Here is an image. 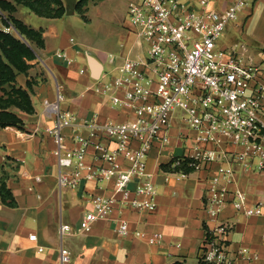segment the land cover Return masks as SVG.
Wrapping results in <instances>:
<instances>
[{"label":"crops","instance_id":"1","mask_svg":"<svg viewBox=\"0 0 264 264\" xmlns=\"http://www.w3.org/2000/svg\"><path fill=\"white\" fill-rule=\"evenodd\" d=\"M62 1L66 9L72 0ZM78 1L75 0L76 7ZM102 1L89 0L83 15L75 7L72 15L47 18L22 5L14 13L26 25L42 29L44 44L37 48L28 74L17 77L18 85L24 88L28 81L33 82L34 113L16 110L23 126L0 127V185L3 183L9 192L5 201L0 193V264H62L63 249L70 256L65 264H200L199 250L205 230L220 223L231 226L227 237L231 254L246 247L256 255L252 259L235 258L234 264H264V208L260 216H246L228 205L220 215L212 217L204 206L209 179L223 163L235 172L236 182L228 185L230 190L246 193L248 205L264 201V169L259 170L257 163L243 169L232 158L244 148L233 144L222 146V152L228 156L225 162L219 159L185 175L165 169L194 142L195 132L186 128L181 112L172 117L170 142L164 145L155 141L147 157V172L156 190V209L117 206L109 220L96 222L90 232L79 231L81 219L91 209V197L113 195L114 184L83 181L76 188L59 187V167L54 155L57 144L45 133V129L54 126L56 118L45 102H55L58 93L62 94L63 109L74 113L78 124L89 123L94 117L100 121H125L131 112L115 108L110 102L113 95L122 98V92L97 94L93 86L117 75V67L126 59H145L147 55L146 47L138 44L130 30L120 36L117 51L109 53L73 34L70 18L78 14L85 22L89 21V6ZM211 1L216 8L223 9L233 0ZM22 8L27 9L25 15H21ZM226 31V36H242L254 62L264 64V0H254L252 7L245 8ZM89 55L101 65L98 79L93 78ZM77 133L86 136L88 127L66 129L63 142L66 148L75 146L72 137ZM200 146L215 148L212 144ZM93 155L94 150L89 149L86 157L89 165L96 163ZM120 161L127 167L123 158ZM11 199L13 206L8 204ZM118 219L128 221L131 231H141L142 237L119 236L115 231ZM62 225H69L70 232L61 235ZM33 234L36 240L30 239ZM154 234L161 235L159 243L149 242Z\"/></svg>","mask_w":264,"mask_h":264},{"label":"built area","instance_id":"2","mask_svg":"<svg viewBox=\"0 0 264 264\" xmlns=\"http://www.w3.org/2000/svg\"><path fill=\"white\" fill-rule=\"evenodd\" d=\"M253 2L233 0L218 9L211 0H132L127 11L130 31L140 46L147 44L148 56L126 59L117 67V75L93 86L97 94L122 92V98L113 95L110 102L115 108L129 110L130 118L117 122L94 117L89 123L78 124L76 115L63 109L62 94L58 93L55 102H45L56 118L45 133L57 144L54 155L59 187L76 188L83 181L114 184L113 195L91 197V209L81 219L79 231L90 232L96 222L109 220L117 206L156 209L147 157L155 141L164 145L170 142L171 120L176 112L182 113V122L195 136L192 146L171 161L174 172L185 175L219 159L225 162V144L244 148L232 158L243 169L254 163L259 170L264 169V64L257 65L244 44L220 45L228 25ZM79 125L88 127V134L77 133L72 137L75 146L66 148L65 130L79 129ZM200 144L215 148L204 149ZM89 149L94 150L95 165L86 162ZM235 182L234 169L224 163L210 177L204 203L210 216L217 217L228 205L246 216L262 214L264 201L248 205L246 193L228 188ZM230 228V224L220 223L205 230L200 264H234L238 257L256 258L246 247L231 254L227 242ZM70 230L69 225H62L60 233ZM115 231L121 237L143 235L131 231L124 219L116 220ZM30 239L36 240V235ZM160 241V234L149 240L152 244ZM69 261L63 249L61 262Z\"/></svg>","mask_w":264,"mask_h":264},{"label":"trees","instance_id":"3","mask_svg":"<svg viewBox=\"0 0 264 264\" xmlns=\"http://www.w3.org/2000/svg\"><path fill=\"white\" fill-rule=\"evenodd\" d=\"M89 0H79L76 10L84 14L85 6ZM22 5L39 16L47 18H61L65 15L66 9L62 0H0V127L23 126L22 119L16 110L28 114L34 113L31 101L33 82L28 81L24 88L17 83L20 74H28L31 68L30 61L36 58V49L43 47L42 29H34L17 19L14 13L17 6ZM17 31L22 38L19 39L13 34ZM172 170L171 166L164 167ZM190 172V170H185ZM0 193L5 201L8 190L4 184L0 185ZM8 204L13 206L14 200ZM174 264H183L176 262Z\"/></svg>","mask_w":264,"mask_h":264},{"label":"rangeland","instance_id":"4","mask_svg":"<svg viewBox=\"0 0 264 264\" xmlns=\"http://www.w3.org/2000/svg\"><path fill=\"white\" fill-rule=\"evenodd\" d=\"M131 1L132 0H103L96 5H90L87 11L89 21L85 22L84 19L78 16V14H76L75 17H72L73 19L70 18L73 34L80 37L81 40L88 45L99 48L104 52L109 53L110 51H117L120 36L124 35L127 30L132 29L127 17V10ZM20 12L21 15H25L27 9L22 8L20 9ZM32 18L38 17L32 15ZM30 23L36 25L33 21ZM1 25L0 21V26ZM12 32L16 37L21 39L17 31L13 30ZM226 34H224L220 40L221 46L231 47L235 44H244L248 46L242 36H226ZM141 47H146L147 54V44L143 43Z\"/></svg>","mask_w":264,"mask_h":264},{"label":"water","instance_id":"5","mask_svg":"<svg viewBox=\"0 0 264 264\" xmlns=\"http://www.w3.org/2000/svg\"><path fill=\"white\" fill-rule=\"evenodd\" d=\"M75 0H72L71 2L68 1V5L66 6V15H72L75 10ZM21 37V35L19 34ZM22 38V37H21ZM24 40V38H22ZM89 62L90 67L92 70L93 78L98 79L101 74V65L100 63L92 56L89 55Z\"/></svg>","mask_w":264,"mask_h":264}]
</instances>
